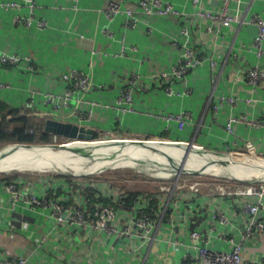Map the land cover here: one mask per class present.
Wrapping results in <instances>:
<instances>
[{"label": "crops", "instance_id": "obj_1", "mask_svg": "<svg viewBox=\"0 0 264 264\" xmlns=\"http://www.w3.org/2000/svg\"><path fill=\"white\" fill-rule=\"evenodd\" d=\"M34 1L36 15L49 23L46 29L18 26L14 24L17 11L0 8V83L4 84L0 103L46 121L76 124L85 117L82 126L102 137H163L166 141H160L175 145L168 155L171 157L184 156L181 145L172 141L194 142L216 151L252 150L264 156V81L255 87L246 78L248 69H264V56L256 55L258 27L253 22L256 16L264 18V0L232 3L231 12L239 21L219 32L210 31L211 20L198 12L217 13L220 0H201L199 5L193 0H168L180 15L141 16L134 27L124 15L108 20L105 7L111 0ZM125 1L135 5L138 0ZM21 11L27 13V9ZM107 27L114 38L105 34ZM188 48L202 63L183 81L171 80L162 87L151 78L152 73L171 75L172 67ZM3 56L17 57L19 62L4 65ZM72 71L90 75L93 88L77 92L68 106L61 102L57 112L47 98L50 94L61 96L72 87ZM135 77L144 88L135 91L136 109L130 112L126 106L116 105L123 85ZM224 96L235 98L236 104L220 105ZM170 114L189 118L181 128L178 121L165 119ZM232 116H245L250 123L240 122L230 133L227 124ZM257 121L261 125L253 124ZM230 164L239 165L235 161ZM5 181L0 177V264L19 258L26 264H202L196 257L192 231L207 233L211 246L229 251L232 244L227 239H240L248 227L249 211L243 202L236 196L207 195L214 185L197 191L189 187L182 191L153 188L130 192L151 200L148 213L154 223L148 227L135 224L134 237L106 239L105 233L55 223L48 210L24 202L11 205ZM31 181L41 195V178ZM118 204L127 207L120 200ZM215 208L231 211L234 216L228 227L214 223L215 229L210 231ZM254 234L245 243L244 255L252 264H262L264 232L256 229Z\"/></svg>", "mask_w": 264, "mask_h": 264}, {"label": "built area", "instance_id": "obj_2", "mask_svg": "<svg viewBox=\"0 0 264 264\" xmlns=\"http://www.w3.org/2000/svg\"><path fill=\"white\" fill-rule=\"evenodd\" d=\"M78 2L79 0H73ZM221 9L217 13L208 10H200L199 16L211 20L209 26L210 31H220L222 27L232 26L233 23L239 21L238 15L231 12L232 3L240 4L243 0H220ZM194 4L199 5L201 0H193ZM25 7V8H24ZM0 8L5 11H14V24L24 27H37L39 29H46L49 26L47 20L42 19L36 15L37 5L34 0L23 1H2ZM21 9H27V13H23ZM105 14L110 22L117 19V17L124 15L128 20V25L134 27L138 24L140 17H171L178 16L180 12L168 0H138L135 5L126 3L125 0H111L105 7ZM258 27V34L254 41L256 48V55L258 58L264 56V18L256 16L253 19ZM105 34L114 38V34L109 27L105 29ZM123 46L124 42H123ZM125 48V47H124ZM136 51L137 48H134ZM125 52V49L124 51ZM1 62L4 65L17 64L19 62L17 57L3 56ZM201 60L197 57L193 49L188 48L184 51L178 62L172 67L171 75L167 73H152L151 78L157 80L162 87L171 84V80L183 81L185 77L195 68L201 64ZM246 78L250 85L257 86L264 81V69L260 66H255L247 70ZM72 87H69L61 96L50 94L47 98L49 103H53L55 110L60 111L62 106H68V100L77 92L87 93L92 90L93 82L90 75L81 71H72L71 73ZM141 82L135 77L123 86V90L117 100V107H125L130 112L135 111L134 93L138 89L144 87L140 85ZM4 84L0 83V88ZM172 92V88L168 87ZM62 100V101H61ZM60 102V103H59ZM229 103L236 104V99L233 97L224 96L221 98L220 105ZM219 108V105H216ZM76 121V124L82 126V122L86 121L85 117ZM188 116L170 114L165 117L168 121H178L181 128L185 125ZM240 122H248L247 117L238 118L232 116L227 124V129L230 133L234 132L235 126ZM261 125L259 121L253 123ZM55 140L63 139L55 137ZM96 138V137H95ZM138 139V138H134ZM71 141V140H70ZM189 143V142H187ZM203 148L200 145H197ZM237 152V151H235ZM82 183L77 189L72 188V184L66 183L65 179H53L52 183L42 185V193L38 195L35 189L28 187L26 177H19L14 180H6L5 187L11 195V205L15 206L18 202L31 204L34 207L49 211L55 223L63 225L69 229H92L98 234L105 233L106 239L114 237H127L136 236L133 226L135 224L148 227L154 223L153 218L148 213L152 209L150 199L148 197L138 198L131 196L125 190L112 189V187H104V189H96L98 193L94 197L90 196L87 189H94L92 183L87 182L86 179L79 176ZM42 180V179H41ZM78 181V180H77ZM237 182V186H232L233 182L227 181L218 187L209 190V196L221 195L223 197H238V202H243L245 209L249 211L248 227L243 232L240 239H235L231 236L227 241L232 244V249L229 251L219 250L211 246L210 237L207 233L201 230H194L191 232L190 237L194 244V249L197 252V259L202 264H252L251 260L244 255L245 243L249 238L254 236V230H262L264 232V182L243 183L239 180L233 179ZM80 182V181H78ZM236 184V183H235ZM202 184L196 182L190 189L197 191ZM188 185L181 183L175 185L176 191H182ZM234 187V188H232ZM101 190V191H100ZM171 187H163L161 191H171ZM108 197V198H107ZM104 199V200H103ZM108 200L109 202H106ZM124 203L127 207L121 206L116 203ZM233 214L231 211L221 210L215 208L211 212V220L213 222L211 228L215 229V224L221 227H228L232 224ZM7 264H26V260L19 258L15 261L7 262ZM264 264V258L262 259Z\"/></svg>", "mask_w": 264, "mask_h": 264}, {"label": "rangeland", "instance_id": "obj_3", "mask_svg": "<svg viewBox=\"0 0 264 264\" xmlns=\"http://www.w3.org/2000/svg\"><path fill=\"white\" fill-rule=\"evenodd\" d=\"M97 138L94 140L96 142H78V141H70V140H65V139H57L52 140L50 143H40V144H31L30 147H17L16 149H14L13 145H17V143H12V144H7L5 146L0 147V152H9V155L11 157V159H17V158H24L26 162V166H29V162H32L31 159L34 160H40L38 159L35 155H44V154H51V153H55L57 151H66V152H71V151H77V148H81L84 149L87 146H92V145H96V144H105V142H110L112 143L113 146H116L115 148H112L111 150H118V152L120 154H118L117 156H114L116 158V160L114 161V163L112 162V164H110L107 161L98 159L95 160V162H88V157H84L81 153H77L74 154L73 156H68V157H63L64 159L61 160L60 163V167L61 168H68L71 165H74L73 162H71L70 159L72 158H78L77 160L81 159V162H79L81 165L79 167H77L74 171H72L70 174L67 173H58V172H45V171H31V170H25L22 171L23 168L20 169H16V170H0V177H4V179L9 176V177H26V181L28 183V187L31 189H35L34 188V184H31V180L33 179H42L41 184L40 185H48V182L52 183V178L56 179H63L65 176H71L73 177L74 181L72 183V188L73 189H77L80 185L81 180L79 177V175H82L81 177H83L84 179H86L87 182L92 183V185H94V188L96 189H104V187H112V189H117L119 188V190H125L126 192H130V191H134V190H145V191H150L151 189L155 188V189H159L160 190L163 187H173L175 188V185H179L181 183H184L186 185H188V187L190 188L193 184H195L196 182L201 183L202 187L200 186V189H206L208 188L207 185H214L215 188L220 186L222 183H226L227 181L233 182L232 186H237V182L232 181V177H237L239 179H246L249 174L246 173L245 167L251 165L250 161H246V160H241L238 157H234L233 153H235V151L232 150H211V149H207L210 151H214V152H220L222 153L220 158L222 159H227L229 162L231 161H237L239 164L240 163H244L241 167L243 168V173L241 172V174H233V172L231 170H229L228 167H223L219 163V161L217 160V163L214 164H210L209 167L207 168V171L209 172H213V174H202V175H191V174H182L180 176H176L171 175L167 178H163V177H158V176H154L151 173H147L145 171H143L140 168V158L141 157H148L150 159H157L160 157H164V156H168L171 151H172V147H175V145L169 144V143H165L164 141H160V140H165L163 137L159 140L158 138L155 137H151L149 138L150 140L144 142L147 143L144 146L142 145H137L136 139H133L134 137H125V138H117V137H102L101 135H96ZM99 140V141H97ZM110 140V141H109ZM113 141V142H111ZM63 143V144H61ZM27 144V143H25ZM53 144H60L58 146L57 149H54L53 147H50ZM141 144V143H139ZM176 144V143H175ZM148 145H152L151 147H149ZM132 147H142L138 152H134L132 151ZM152 147H156L159 150H154ZM89 148V147H88ZM197 148V146H196ZM110 152L106 151L105 149L102 148H97L94 149V152L99 154L100 157H105L107 154L108 156H110L112 154V151L110 149H108ZM176 150V149H174ZM16 152V153H15ZM243 153V152H242ZM255 154V152H253L252 150L249 152H245V154ZM185 154V153H184ZM199 155L198 158H201V161L204 160L206 157L209 158H213L214 157H218L216 156L214 153H206L205 154H198V153H190V155L188 156V159L186 160L187 163L190 162V158L192 155ZM257 154V153H256ZM68 155V154H67ZM132 155L135 156V162L138 163L137 165H133L132 164H126L125 166H123L122 164L125 162H129V161H134L132 159ZM35 156V157H34ZM261 156V155H258ZM128 157V158H127ZM262 158L264 156H261ZM120 158H124L122 159L121 162H117V159ZM139 159V160H138ZM197 159V158H196ZM195 159V160H196ZM42 160L44 161H48V162H52L50 160L44 159L42 158ZM176 160H181L178 157L174 158V162ZM225 160V161H227ZM29 161V162H28ZM223 161V160H222ZM54 162V161H53ZM56 162V161H55ZM143 162V161H142ZM164 164L162 165L163 167H166L167 164H170L169 161L164 160L163 161ZM203 162V161H202ZM186 163V164H187ZM204 163V162H203ZM221 163V161H220ZM172 165V163L169 165V167ZM145 166H148V163H145ZM186 166V165H184ZM239 166V165H237ZM110 167V168H109ZM171 168V167H170ZM168 169V168H167ZM189 169H193V168H189ZM209 169V170H208ZM253 169H255L253 167ZM188 170V169H186ZM257 170V169H255ZM142 171V172H141ZM157 171H160L157 169ZM248 174V175H247ZM224 175V176H223ZM264 179V178H263ZM77 180H79L80 182H78ZM259 182H264L261 180H258L257 183ZM236 183V184H235ZM234 188V187H232ZM101 191V190H100Z\"/></svg>", "mask_w": 264, "mask_h": 264}, {"label": "bare ground", "instance_id": "obj_4", "mask_svg": "<svg viewBox=\"0 0 264 264\" xmlns=\"http://www.w3.org/2000/svg\"><path fill=\"white\" fill-rule=\"evenodd\" d=\"M76 141H78V140H76ZM97 141H99V140H97ZM78 142L90 143V142H96V141H78ZM111 142H113V141H111ZM148 146L151 147L152 145H148ZM115 147L116 146H113L112 143L105 142V144L103 143V144H96V145H92V146H87L84 149L77 148V151L66 152V151H60L59 150V151H57L55 153H51V154L35 155L40 160L38 161V160L31 159L32 162L28 161L30 164L28 167H25V168H23L24 166H26V163H24V162H26L24 158L11 159L9 152H0V170H16V169L23 168L22 171H25V170L36 171V170H38V171H45V172L48 171V172H58V173H71L77 167H79L81 165L79 162H81V163H83V162L81 161V159L77 160L78 158H72L70 160H71V162L74 163V165H71L70 167L64 169V168L60 167L61 160L64 159L63 157L73 156L74 154H77L79 152L85 158L88 157L87 158L88 162H93V161L95 162V160L101 159V160L107 161L110 164H112V162L114 163V161L116 160V158L114 156H117L118 154H120L118 152V150H111L112 148H115ZM97 148L105 149L108 152H110L108 150V149H110L112 151V154L110 156H108V154H107L105 157H102V156L100 157L99 154L94 152V149H97ZM131 148H132V151L138 152L142 147H132L131 146ZM175 157H178L181 160H176L174 162ZM198 157H199V155H195V154L192 155L189 163H187V161L185 159V162H184L186 165L185 168L186 169H189V168L197 169V168L204 167V166L209 167V163L211 160H214V161H216L215 163H217V159L215 157H214V159L206 157L204 160H202L204 163L201 161V158L196 159ZM42 158L50 160L52 162L44 161V160H42ZM183 158H184V156L181 157L179 155H173L172 157L171 156H164V157H160L157 159H150V158L144 156V157H141L140 160L139 159L138 160L140 162V168L143 171H145L147 173H151L154 176L167 178L171 175L176 174L179 171ZM122 159H124V158H122ZM122 159L118 158L117 162H121ZM132 159L134 161H132V160L129 162L127 161V162L123 163L122 165L125 166L126 164H132L133 168H134V165H137L138 163L135 162L136 158L134 155H132ZM164 160L169 161L170 164L172 163V165L170 166L171 168L169 167L170 164H167L166 167L162 166L164 164V162H163ZM241 160H246V159L242 158ZM246 161H248V160H246ZM250 162L252 163V161H250ZM145 163H148L147 167L145 166ZM236 163H238V162L236 161ZM243 164L244 163H240L239 166L233 165V166L229 167L228 169L231 170L234 175L235 174L236 175L241 174V172L243 173V171H242L243 168L241 167ZM258 166H261V165L258 163ZM157 169L160 171H157ZM244 170H246V169H244Z\"/></svg>", "mask_w": 264, "mask_h": 264}, {"label": "water", "instance_id": "obj_5", "mask_svg": "<svg viewBox=\"0 0 264 264\" xmlns=\"http://www.w3.org/2000/svg\"><path fill=\"white\" fill-rule=\"evenodd\" d=\"M45 131L48 132V133H51L53 135H55V137H60V138H63L65 140H71V141H94L96 138H95V133H94V130L91 129V128H86L84 126H80L78 124H75V123H71V122H66V121H60V120H57V119H48L46 121V126H45ZM150 140L149 138H145V139H136V142H137V145H143L144 142ZM170 141V140H169ZM141 143V144H139ZM172 143H176L178 144L180 147H182L181 149H184V158L182 159V163H181V167L179 169V171L175 174L176 176H180L182 174H191V175H204V174H213V172H209L207 171V167H200V168H197V169H188L186 170L185 168V159L187 160L188 159V156L190 155V153H198V154H205L206 153H214L216 156L220 157L222 153L220 152H214V151H210V150H207V149H203V148H198V146L194 143V142H183V141H172ZM63 144V143H61ZM31 144H19L17 143V145H13L11 147H13L14 149H16L17 147H30ZM60 144H53L51 145L50 147H53L54 149H57L58 146ZM197 146V148H196ZM154 150H159L158 148L156 147H152ZM188 155V156H187ZM234 157H238L239 159L241 158H245L246 160L248 161H252V163H259L261 166H258V164H253V165H249L247 167H245L246 169V173L249 174V176L246 178V179H239L237 177H233L231 176L233 179H236V180H239L243 183H253V182H257L258 180H261L263 181L264 179V157L262 158L261 156H258V154H252V153H249V154H245V153H241V152H235L233 153ZM227 159H224L223 161H219V163L217 164H220L222 165L223 167H228V166H233L230 164V162L227 160ZM216 161L214 160H211L209 165L210 164H214ZM253 167L255 169H253ZM110 168V167H109ZM142 172V171H141ZM67 174H70V173H67ZM247 174V175H248ZM215 175V174H213ZM79 176H82V175H79ZM79 176H76V177H79ZM224 176V175H223Z\"/></svg>", "mask_w": 264, "mask_h": 264}, {"label": "trees", "instance_id": "obj_6", "mask_svg": "<svg viewBox=\"0 0 264 264\" xmlns=\"http://www.w3.org/2000/svg\"><path fill=\"white\" fill-rule=\"evenodd\" d=\"M45 118H40L29 113L22 114L18 109H13L10 106L0 103V147L12 143H27L40 144L50 143L54 140L51 133L45 131ZM97 138V136L95 135ZM19 177L7 176L5 180H14ZM66 183L72 184L73 177L65 176ZM79 181V180H78ZM91 197H94L98 191L94 188L87 189ZM131 196H136L134 192H129Z\"/></svg>", "mask_w": 264, "mask_h": 264}]
</instances>
